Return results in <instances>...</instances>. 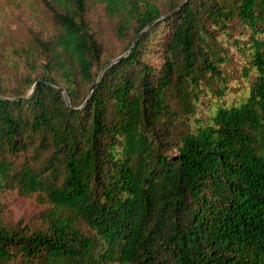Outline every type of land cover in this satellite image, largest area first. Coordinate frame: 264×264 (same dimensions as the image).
Segmentation results:
<instances>
[{"label":"trees","instance_id":"obj_1","mask_svg":"<svg viewBox=\"0 0 264 264\" xmlns=\"http://www.w3.org/2000/svg\"><path fill=\"white\" fill-rule=\"evenodd\" d=\"M41 1L58 32L0 73V264H264V0ZM98 2L130 37L97 82Z\"/></svg>","mask_w":264,"mask_h":264},{"label":"rangeland","instance_id":"obj_2","mask_svg":"<svg viewBox=\"0 0 264 264\" xmlns=\"http://www.w3.org/2000/svg\"><path fill=\"white\" fill-rule=\"evenodd\" d=\"M90 30L102 44L104 60H113L124 54L127 38L120 39L117 35V17L106 13L104 5L100 2L91 3L86 16ZM58 32L51 13L41 0H0V73L7 85L16 86L20 78L32 73L24 57L28 48L36 49L34 36L43 41L48 40ZM151 64H157L158 59L150 55ZM45 60H43L44 62ZM38 71H42L40 59L36 62ZM36 74H32L34 77ZM32 86L26 89L30 93ZM6 221L22 225L38 227V213L42 206L36 200L8 199Z\"/></svg>","mask_w":264,"mask_h":264},{"label":"water","instance_id":"obj_3","mask_svg":"<svg viewBox=\"0 0 264 264\" xmlns=\"http://www.w3.org/2000/svg\"><path fill=\"white\" fill-rule=\"evenodd\" d=\"M135 42H136V40L133 42V44L131 45V47L129 48V50L132 48V46L135 44ZM128 52H129V51H126L124 54H122V55H120V56L114 58V59L111 60L109 63H107V64H106V65L100 70V72H99V74H98V77H97V82H98V80L100 79V77H101V75H102V72L105 70L106 67H108L111 63L117 61L120 57L126 55ZM97 82H96L95 84H97ZM37 83H38V82L36 81V82L34 83L33 87H35V86L37 85ZM56 88H58V87H56ZM58 89L62 91L65 101H66L67 103H69V101H68V96H67L66 91H65L64 89H62V88H58ZM32 90H33V88H32ZM32 90H31V91H32Z\"/></svg>","mask_w":264,"mask_h":264}]
</instances>
